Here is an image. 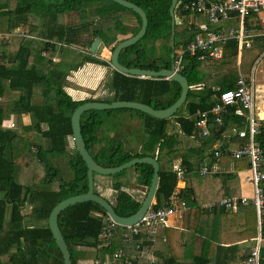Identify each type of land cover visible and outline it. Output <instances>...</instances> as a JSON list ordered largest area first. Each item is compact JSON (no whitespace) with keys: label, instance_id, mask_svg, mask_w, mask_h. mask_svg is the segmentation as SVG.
I'll return each mask as SVG.
<instances>
[{"label":"trees","instance_id":"obj_1","mask_svg":"<svg viewBox=\"0 0 264 264\" xmlns=\"http://www.w3.org/2000/svg\"><path fill=\"white\" fill-rule=\"evenodd\" d=\"M93 1L95 0H55V2L46 3L44 0H19L12 9H6L5 5L0 9V33L18 27L23 21L27 23L28 30L33 31L37 28L33 21L40 15L51 17L54 13L58 23L54 32H52V28L46 29L45 35L50 40L23 36L14 54H8L6 61L0 59V96L4 95L6 83L10 90L19 92L17 100L0 104V258L3 255L8 256V259L0 261V264H63L62 253L49 227L50 213L54 206L63 199L88 190L87 164L76 148L67 150L66 138L68 135H73L71 117L76 108L90 100H101L92 96L75 100L66 89L69 72L76 70L86 62L110 67L112 71L106 79V86L114 93L112 100L139 101L160 109L171 106L181 95L180 83L172 78L139 77L125 74L114 69L110 64V59L92 55L87 50L83 53L75 51V54L69 58H66L62 52V59L58 62L51 59L56 53L52 37H57L58 41L67 43L70 49H73L74 45L78 48L84 46L89 48L95 36H99L105 46H111V50H113L116 44L124 39L119 38V35L128 33L134 35L139 31L142 24L140 15L117 2L123 9L128 10L129 14L137 16V25L130 26L128 24L129 20L127 19L131 14L123 16L119 9H115L111 5L99 4L96 11L102 16L104 23L102 22L103 25L100 24L99 28L92 30L93 22L83 20V18L87 7ZM130 1L146 11L149 24L142 39L121 51L120 62L127 67L154 70L170 68L173 52L172 17L170 14L172 0ZM190 14H193L194 17L191 18ZM176 16L183 21L180 22L177 19L175 26V59L177 57L176 50H185L187 44L200 30L201 20L198 14L184 11L181 6L176 8ZM190 19H193V22L188 24ZM210 27L218 28L214 25ZM152 42L156 47L154 52H150L149 48ZM255 44L264 51V36L256 37ZM237 59L238 41L234 38L223 45V56L219 59L208 57L201 51L193 54L185 50L181 59L180 71L193 87L189 90L186 102L172 117L159 118L133 108L85 111L81 117L82 133L87 148L94 159L106 167L121 165L138 156H157L158 161L161 162L167 147H169V151L175 152L180 142L191 136H202L196 125L197 112L211 108L214 99L221 92L237 87L240 76ZM198 85L201 88H198ZM38 93L43 97L41 104L32 102L33 96ZM112 100L107 99V101ZM120 111L137 112L143 118L147 139L140 151L128 149L121 139L114 137L108 139L104 137L107 141L102 145L105 140L100 137L102 128L107 125L109 116ZM6 112H19L20 116L21 113L31 115L32 122L25 127L24 131L28 133L25 137H22L17 129L3 126V117ZM212 121H214L213 117L210 122ZM232 121L236 122L234 125L240 128L246 126V118L238 113L236 106L225 115L224 126L221 130L215 123L211 125L213 138L218 137L226 128L228 129L227 125ZM43 123L48 124V128L45 130H42ZM170 127H175L174 133L169 132ZM36 132L41 133L46 143L35 141L34 134ZM257 139L264 148V123L259 128ZM210 141V137L205 139L207 144H210ZM245 141L247 140L240 138L241 143L239 144H243ZM98 144L101 146L96 148ZM33 146L36 147V150L32 148ZM18 155H22V157ZM28 156L33 160L32 163L29 159H25ZM61 156L68 158V165L74 174L70 180L61 178L58 168L50 159V157ZM222 156L215 157L213 151L209 149L200 161L199 170L204 165L212 169L215 160H220ZM18 157L28 167L33 166L31 164L35 163V159L38 160L46 172L43 182L50 185L54 180H60L59 188L51 189L47 186L38 188L32 184L20 183ZM183 163L186 167L188 166L189 171L191 166L188 164L187 158L183 159ZM234 163L236 171L249 169V160L246 156L235 158ZM135 167L138 169L139 182L149 186L154 173L152 165L138 163ZM34 172L37 174L35 170ZM124 172L125 170L112 176L117 179L113 184V188L117 190L116 212L127 216L136 212L141 206V202L122 188L123 184L119 179ZM211 173L220 175L217 174V171ZM177 182L178 177L173 170L172 163L167 167L161 165L159 184L152 207L165 206L174 192ZM262 186L264 187V181ZM193 193L194 190L191 186L184 187L180 191V199L187 202L190 217L194 211L196 212L200 208L196 199L191 197ZM232 194L229 193L233 196ZM27 203L32 205V211L25 215L22 213V209ZM241 205L239 203L237 209L241 210ZM246 209L256 212L255 206L253 209L251 206H247ZM212 210L214 214L221 213V216L228 213L227 209L219 204ZM206 211L208 212V210H201L202 214H207ZM209 213L207 215L211 216ZM29 218L35 220L37 224L27 225L26 219ZM246 218H248L247 215ZM42 221H45L44 224H40ZM107 223L106 210L93 201L78 202L60 213L59 224L71 252L72 264H78L82 252L79 250L81 246L96 247L99 264H103L107 256L113 257L114 252L120 248L126 250L125 257H129L133 264H137L141 257H133L135 253L150 250L156 245L159 247L161 244L159 242V239L162 238L160 233H157L155 239L151 240L146 235L143 226L140 227L139 234L132 238L131 243H124L121 238L126 228L119 226L117 240L110 247H99V234ZM159 227L176 232L172 228L173 226L160 225ZM262 233L264 235V224ZM170 234L173 233H167L169 240ZM209 239L207 236H203V242L196 245V254L193 255L190 262L184 260L183 256H179L174 251L177 248H171L169 256H165L164 250H162L164 247H160L157 252L159 255L157 262L151 263L146 258L143 260L145 264H239L236 261L238 259L237 247L222 246L219 236L214 241H209ZM169 240L166 241V244H170ZM214 243H216V256L219 257L221 252H225L227 257L225 261L217 259L213 262L214 253H211V249ZM137 245H139V249H137ZM13 248L15 250L11 251ZM250 251L251 248H247L242 257L245 264ZM261 264H264L262 248Z\"/></svg>","mask_w":264,"mask_h":264},{"label":"crops","instance_id":"obj_2","mask_svg":"<svg viewBox=\"0 0 264 264\" xmlns=\"http://www.w3.org/2000/svg\"><path fill=\"white\" fill-rule=\"evenodd\" d=\"M19 0H0V9L3 5H5L6 9H12L15 7ZM39 21H33V23L37 26V28L33 31H29L26 36L35 37L39 40H47V36L44 35L43 37L41 34H46V29L44 27L40 26L39 22L41 19L46 18L44 16H39ZM229 25V24H227ZM23 29L22 23L16 27L12 28L10 31L5 32L4 34H1L2 37L6 36V39H9L10 36H15L17 41L20 40V36L23 35ZM23 37V36H22ZM127 35H119V38H125ZM50 40V39H48ZM7 42V40H5ZM19 46V43H18ZM18 48V47H17ZM107 48V47H106ZM181 50V49H180ZM180 50H176L177 55ZM105 53H107V49L104 50ZM44 54V53H43ZM8 54L3 53L1 60L6 61ZM108 67V66H106ZM105 65L98 64L94 62H86L83 65V68H80L77 72H79V75L85 74L84 72L90 74V71L92 69H96V85L90 86L91 88H88V86L85 85V83H79L80 87H73L72 85H68V89L70 90L69 93L73 96L75 100H82L89 96H92L94 98H99L101 101L111 102L107 101V99L112 100L114 93L110 91L106 86V76L105 74L108 73V77L111 75V69H107ZM75 72V71H73ZM263 75H264V64H263ZM107 77V78H108ZM94 84V82L92 83ZM198 88H201L200 85L197 86ZM100 89L96 94H92L87 91V89L91 90H98ZM262 89L264 90V81L259 86V97H262ZM41 94H36L33 96L32 102L35 104H41L43 102V97L40 96ZM19 98V92L12 91L9 89L8 84L6 83L4 95L0 96V104L7 101H15ZM40 99V100H39ZM216 99V98H215ZM214 99V100H215ZM115 101V100H112ZM263 101V99H262ZM263 105L264 101L261 102ZM186 112V111H185ZM229 113V112H228ZM227 113V114H228ZM226 114V115H227ZM258 115L260 118H262V123H264V110H260L258 112ZM3 126L5 128H15L19 131V134L22 137H25L28 133L25 130V127L29 126L32 122L31 115L28 113H21V116L19 115V112H6L4 113L3 117ZM109 122H107V125L102 128L100 137H106L108 138H118L121 139L126 147L130 150L134 151H140L142 149L144 141L147 139V132L144 127V121L143 118L137 113L133 111H120L117 112L107 119ZM214 120V119H213ZM15 123L14 127H10L11 123ZM217 123L214 121L210 122L209 126L211 129V125ZM236 124V122L232 121L227 126L222 133L226 134L231 131V127ZM219 129L221 128L218 126ZM48 128L47 123L42 124V130H45ZM175 128V127H174ZM174 128L170 127L169 132L174 133ZM22 129V130H21ZM212 131V129H211ZM202 135V134H201ZM35 141L39 143H46V140L41 136L40 132H36L34 134ZM210 137V144H207L205 142L206 138ZM214 137V134L212 132L211 136H191L185 141L180 142L177 145L176 151H169V147L166 148L164 157L162 158L160 163V166L163 165L167 167L170 163H172V167L175 164H179L187 169V172L183 176L182 179H178L176 188H178L180 191L184 187H193L194 193L191 196L193 199L195 198L197 203L200 205V210L194 211L192 217H190V209L187 210L182 218H174L171 220V223L173 224L172 228L176 230V232H172L169 230H166L165 227L160 228L158 234L160 233V236L162 238L159 239V242L161 243L160 246L158 245L154 246L150 250L141 251L139 253H135L133 257H143L144 259H148L151 263L157 262L159 259V255L157 252L160 249V247H164L162 250H164V255L169 256L171 248H177L174 251L177 252L179 256H183L184 260H187L190 262L193 255L196 254V245L198 243L203 242V236H207L209 241H214L217 236H219V240L221 241V245L225 247L229 246H235L237 247V256L238 259L236 260L239 264H245L243 260V256L245 255V250L247 248H251L252 246V238H254L257 235V214L256 212H250L246 209L247 206H251L252 209L254 205L252 203H241V210L240 208L236 210H226L228 213L221 216L220 214H214L212 212L213 208H205L204 205H207L211 202H217L221 198L231 196L229 193H233V196H240L245 195L248 197H251L253 195V188L251 191V182L249 180V170H235L234 166V159L230 156V154L227 152V149L229 148H235L237 145H239L240 138L237 136H234L231 138L230 142H226L224 145L225 153L223 154L222 158L220 160H215L214 166L217 167V174H220L218 177H214V174L211 172L207 174H201L199 170V164L201 159H203L204 155L214 147L220 138V135L218 137ZM104 138V142L102 145L107 141V139ZM213 138V139H212ZM73 136L68 135L67 140V150H73L75 149V144ZM22 140V139H21ZM101 144H98V147H100ZM33 149L36 150V147L33 146ZM156 154H158V151H156ZM22 157V155H18ZM20 157L17 158V162L19 164V171H18V179L19 182L25 185L32 184L34 186H37L38 188L41 187H48L51 189H58L60 185V180H54L52 184H46L44 183V178L46 175H43V177L39 178V170L36 171L37 174L33 171V174L31 173V170H27L28 165L24 161H20ZM62 160H57L59 157H50L52 158V163L54 166H56L60 172V176L64 180H70L73 178L74 174L73 172H69L68 168L70 169V166L68 165V158L67 156H61ZM139 157V156H138ZM157 158V156H154ZM187 158L188 164L191 166V168L188 171V166L186 167L183 163V159ZM25 159H29L30 163H32L33 160L30 159V157H26ZM158 159V158H157ZM59 161L67 172V177L62 172V167L59 165ZM172 161V162H171ZM204 162V161H203ZM33 164H31L32 166ZM204 165V164H203ZM25 168H22V167ZM136 166V165H135ZM135 166H131L125 170L122 177L119 179L122 181L123 189L127 191L129 194H131L137 201L141 202L143 198L146 195L148 186L139 182V173L138 169ZM45 169V168H44ZM71 170V169H70ZM72 171V170H71ZM44 173V172H43ZM178 177V176H177ZM117 181L116 178H114L112 175H103V174H95V191L102 196L108 198L112 202L116 203L117 199V190L113 188L114 182ZM175 188V189H176ZM155 200V199H154ZM155 202V201H153ZM253 205V206H252ZM208 210L206 213L211 214V216L207 214H202L201 210ZM239 210V211H238ZM32 211V205L27 203L24 208L22 209L23 214H30ZM189 211V212H188ZM255 212V213H254ZM248 218H246V215ZM220 216V218H219ZM191 219V222H190ZM45 221H42L40 224H44ZM27 225H33L37 224L35 220L26 219ZM249 224V225H248ZM248 225V226H247ZM219 231V232H218ZM167 233H173L170 234V240L167 236ZM117 240V238H115ZM122 240V239H121ZM169 240L170 244H166V241ZM175 246V247H174ZM213 248L211 249V253H214L213 262L217 259H220L222 261H225L227 259L225 252H221L219 254V257L216 256V243H214ZM127 247L130 248V246L127 245ZM13 248L11 251H14ZM79 250H81V255L78 260V264H95L94 260L97 258V248L93 246H81L79 247ZM262 252L264 253V246L262 247ZM140 258V262L144 264V260ZM8 259L7 255H3L0 258V261H5ZM192 264V263H189Z\"/></svg>","mask_w":264,"mask_h":264},{"label":"built area","instance_id":"obj_3","mask_svg":"<svg viewBox=\"0 0 264 264\" xmlns=\"http://www.w3.org/2000/svg\"><path fill=\"white\" fill-rule=\"evenodd\" d=\"M178 6H181L184 11H190L204 17L203 21L200 20V30L187 44L185 50L193 54L201 51L206 53L208 57L219 59L223 56V45L228 40L234 38L238 41L237 66L240 70V76L237 87L221 92L211 108L198 110L196 125L203 136H211L212 131L209 124L212 117L217 125L222 128L224 117L231 108L236 106L238 113L245 116L246 126L240 128L233 125L229 133L223 134L221 132L220 138L218 137L216 145L211 150L215 157H221L226 151L225 143L230 142L232 136L247 140L235 148H228L227 152L234 159L243 156L248 158L249 180L252 184L253 195L251 197L245 195L224 197L217 202L204 205V207L211 209L219 204L227 210H235L239 203H252L257 212L258 233L251 239L253 244L246 264H261V248L264 243L262 233L264 224V187L262 186L264 181V148L257 139V134L263 120L259 115H256L255 65L253 66V73L248 77L245 76L241 71V54L245 46L253 47L256 37L264 36V0H179ZM178 21L182 22L183 20L179 18ZM229 21L232 23L227 25ZM192 22L193 19L188 20V24ZM211 25L218 28L214 29L210 27ZM185 50L181 49L175 59L176 68L179 70ZM51 59L56 60L55 57H51ZM77 73L79 74V72ZM14 126L15 123L12 122L10 127ZM173 170L179 180L187 172V169L179 164H175ZM217 170L214 165L212 169L204 165L200 173L207 174ZM187 210L188 204L185 200L180 199V190L176 188L165 206L154 208L151 205L143 218L134 225H120L108 215V223L99 234L98 246L110 247L115 241L119 226L126 228L121 238L124 243H131L132 238L139 234L142 226L146 235L154 240L160 225L172 226L171 220L182 218ZM137 249H139V245H137ZM125 253L126 250L120 248L114 252L113 257L107 256L103 264H133L132 259L125 257ZM94 263L99 264V260L96 258Z\"/></svg>","mask_w":264,"mask_h":264},{"label":"water","instance_id":"obj_4","mask_svg":"<svg viewBox=\"0 0 264 264\" xmlns=\"http://www.w3.org/2000/svg\"><path fill=\"white\" fill-rule=\"evenodd\" d=\"M113 1L137 12L141 17L142 24L137 33L124 38L118 44H116L113 50H110L109 59L111 66L122 73L139 76V77L172 78L180 83L182 87V92L180 97L171 106L167 108L156 109L151 105L139 101L115 100L111 102H106L101 100H90L79 105L76 108V110L73 112L71 117L72 128H73L72 136L76 150L79 152V154L82 156V158L87 164L88 190L63 199L54 206V208L50 213L48 220L49 227L52 232L53 238L55 239V242L62 253L63 264H72L71 252L59 224V215L63 210L78 202L93 201L98 203L101 207H103L106 210L107 214L118 224L125 226L134 225L143 218L147 210L153 204L159 184L160 163L158 159L154 156L134 157L118 166L106 167L99 164L94 159L89 149L87 148V144L84 135L82 133V126H81L82 114L90 109L133 108L159 118H169L172 117L179 110V108L182 107V105L186 102L188 98L189 90L193 87L189 84L188 79L181 73L179 69L176 68L175 65V56H176L175 26L177 22L176 8L179 0H172L170 7V14L172 17V49H173V52L171 54L172 65L170 68H163L160 70L145 69L139 67H127L120 62L119 56L121 51L137 43L140 39L144 37L145 33L147 32L149 19L146 11L136 3L130 0H113ZM104 50H106V46L104 42L101 40V38L97 36L94 38L93 42L91 43L88 52H90L92 55L100 56ZM138 163H148L152 165L154 173L151 180V184L148 186L146 195L141 201V206L138 208V210L130 215L122 216L116 212L115 209L116 203L112 202L108 198L102 196L101 194L95 191V174L113 175L123 170H126L131 166H135Z\"/></svg>","mask_w":264,"mask_h":264},{"label":"rangeland","instance_id":"obj_5","mask_svg":"<svg viewBox=\"0 0 264 264\" xmlns=\"http://www.w3.org/2000/svg\"><path fill=\"white\" fill-rule=\"evenodd\" d=\"M44 1L46 3L55 2V0H44ZM99 4L111 5L113 8L119 9L120 10L119 11L120 14L123 15V16L131 14V13L130 14L128 13V10L123 9L122 6H120L119 4H117L113 0H99V1L95 0L87 7L86 12L84 13L83 20L92 21L93 24L95 23L97 25L102 24V22H103L102 16L96 11V8L99 6ZM190 17L193 18L194 15L190 14ZM34 19H35V17H34ZM122 19H123V17H122ZM200 19L203 21L204 17L200 16ZM127 20H129L127 22H128V24H130V26H136L137 25V16L135 14H131L130 18L127 19ZM35 21L38 22L39 19L36 18ZM45 21H48V20H45ZM231 23L232 22H230V21L227 22V24H231ZM217 26H218V24H217ZM217 26H215V27H217ZM27 28H28V26H27ZM4 33L5 32H1L0 33V56H2L3 53L12 55V54L15 53V51H16V49L18 47V43L20 42L22 36H20V40L17 41L18 39H16L14 35L10 36L9 39H6L7 38L6 36L2 37L1 34H4ZM41 35L42 36H40V37H43L45 34L43 33ZM126 35H127V37H129V36H131V33H128ZM5 40H7V42H5ZM73 47H74L73 49H67L66 50L67 51V52H65L66 58H69V57L73 56L75 54V51L78 52V49H82V51H86V50L88 51L89 50V48H87L85 46L82 47V48H78L77 46L74 45ZM149 48H150V52H154L156 50L155 43L152 42L149 45ZM106 49H107V53H105L103 51V53L100 55V57L109 59L110 58L111 46H107ZM61 52H62L61 50H60V52H56L55 53V57H58V58L62 59V55L60 54ZM262 53H263L262 49L257 44H255V42H254L253 47L245 46L244 49L242 50V54H241V71H242V73L245 76L248 77V76H250L253 73V66L255 65V73H254V76H255V87H256V101H255V104H256V115L257 116H258L259 109L260 110H264V104L260 105V104H262L261 102L264 101V90L262 89L263 94H262L261 98L259 97L260 93H259V90H258L259 86H260V82L262 83L264 81V75H263L264 56L262 57ZM78 55L79 54H77V57H78V59H80V57ZM0 58H2V57H0ZM54 61L58 62V60H54ZM76 61H79V60H76ZM83 65L84 64H81L76 70H72L71 72H69V75L67 76V82H66V89H67L68 92L70 91L68 89V85H72L73 87H77V88L81 86L79 84L80 82L81 83L84 82L86 86L89 85L88 88H91L90 87L91 85L92 86L96 85V81H95L96 77H97V75H96V71L97 70L96 69H92L90 71V74L84 72L85 74H83V75L80 74L79 75L77 73V71L80 68H83ZM106 68L107 69L108 68L111 69L110 67H106ZM73 71H75V72H73ZM105 76H106V79H107L108 73H106ZM93 82H94V84H92ZM99 90H100L99 88L96 91L91 90V89H87V91L92 93V94H96ZM262 99H263V101H262ZM107 122H109V121L107 120ZM14 150H15V148H14ZM62 159H63L62 157H59L57 160H62ZM51 160H52V158H51ZM52 161H54V160H52ZM55 162H59V161H55ZM59 165L62 167L61 163ZM22 168H25V167H22ZM27 170H31L32 174H33L34 170L35 171L39 170V172H38L40 174L39 178L40 177L42 178L43 175L45 174L44 166L36 159H35V163L33 164V166L27 168ZM68 171L72 173V171L69 168H68ZM62 172L65 175V177H67V172H66V170H64L63 167H62ZM218 176L219 175H214V177H218ZM251 191H252V185H251ZM263 246H264V243H263ZM143 258H144V256L142 257V261H143Z\"/></svg>","mask_w":264,"mask_h":264},{"label":"flooded vegetation","instance_id":"obj_6","mask_svg":"<svg viewBox=\"0 0 264 264\" xmlns=\"http://www.w3.org/2000/svg\"><path fill=\"white\" fill-rule=\"evenodd\" d=\"M53 14L54 13H52L51 17H45L46 20H48V21H45V19H41L40 22H39L40 26L44 27V29L52 28V32H54V30L56 28V25L58 24L57 20H56V18H55V16ZM22 26L24 27V29L22 31L23 32L22 36H26L27 33H28V28H27L28 25H27V23L25 21H23L22 22ZM99 26H100V24L97 25V24L94 23L92 25V28H93L92 30L99 28ZM95 37H97V36H95ZM52 44L54 45V48L56 49V52H60V50H61L63 52V54H65V52H67L66 51L67 49H70V47H69V45L67 43L58 41L57 37H52ZM78 51L81 52L82 49H78ZM53 57H55V56H53ZM55 58H56V60L61 61L60 58H58V57H55Z\"/></svg>","mask_w":264,"mask_h":264}]
</instances>
